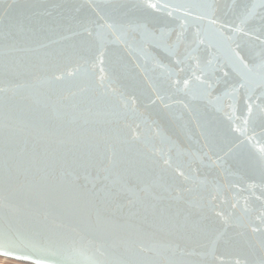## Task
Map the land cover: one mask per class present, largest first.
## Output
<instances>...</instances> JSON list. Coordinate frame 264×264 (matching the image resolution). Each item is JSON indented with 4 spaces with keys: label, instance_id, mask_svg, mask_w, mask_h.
<instances>
[{
    "label": "water",
    "instance_id": "obj_1",
    "mask_svg": "<svg viewBox=\"0 0 264 264\" xmlns=\"http://www.w3.org/2000/svg\"><path fill=\"white\" fill-rule=\"evenodd\" d=\"M0 258L264 264V0H0Z\"/></svg>",
    "mask_w": 264,
    "mask_h": 264
},
{
    "label": "crops",
    "instance_id": "obj_2",
    "mask_svg": "<svg viewBox=\"0 0 264 264\" xmlns=\"http://www.w3.org/2000/svg\"><path fill=\"white\" fill-rule=\"evenodd\" d=\"M0 264H22V263H17L11 260H6V259H2L0 258Z\"/></svg>",
    "mask_w": 264,
    "mask_h": 264
},
{
    "label": "snow or ice",
    "instance_id": "obj_3",
    "mask_svg": "<svg viewBox=\"0 0 264 264\" xmlns=\"http://www.w3.org/2000/svg\"><path fill=\"white\" fill-rule=\"evenodd\" d=\"M153 7H155V5H152Z\"/></svg>",
    "mask_w": 264,
    "mask_h": 264
}]
</instances>
